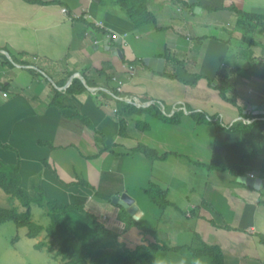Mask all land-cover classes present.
<instances>
[{
    "label": "crops",
    "instance_id": "crops-1",
    "mask_svg": "<svg viewBox=\"0 0 264 264\" xmlns=\"http://www.w3.org/2000/svg\"><path fill=\"white\" fill-rule=\"evenodd\" d=\"M121 7L143 8L145 14H127ZM20 54L29 65L0 70L1 172L11 177L17 167L20 187L29 196L41 187L54 200L82 205L120 236L122 207L112 198H131L138 217L122 208L126 215L145 229L157 227L152 220L157 213L146 207L149 198L139 195L138 205V194L129 190L146 186L139 190L145 196L154 184L167 194L164 172L174 188V178L194 167L187 180L192 199L179 212L188 242L196 234L205 245L218 247L223 264H264V114L252 110L264 104V0H0V55ZM147 58L162 59V73L145 66ZM37 65L44 69L36 70ZM73 71L82 73L66 77ZM220 73L229 76L228 102L213 87ZM83 77L96 86L80 95L62 94L49 105L56 81L65 80L58 88L63 93ZM116 101L153 109L124 117L121 134ZM190 112L214 117L223 127L239 121L251 125L245 133L217 131L211 123H195ZM174 113L181 115L171 121ZM138 146L155 159L135 152ZM249 174L261 180L259 189L241 182ZM65 219L76 238L95 237L82 214L70 210ZM206 225L224 239L208 243ZM137 234L136 246L154 242L136 228L122 235Z\"/></svg>",
    "mask_w": 264,
    "mask_h": 264
},
{
    "label": "trees",
    "instance_id": "trees-1",
    "mask_svg": "<svg viewBox=\"0 0 264 264\" xmlns=\"http://www.w3.org/2000/svg\"><path fill=\"white\" fill-rule=\"evenodd\" d=\"M175 2L184 3L187 0H174ZM122 10L128 13H138L144 15V9L133 11L130 8L121 7ZM241 16L251 20H258L255 16L245 15L238 12ZM137 14V15H138ZM139 23L136 25H141L143 20L138 19ZM135 25V26H136ZM25 54H20L19 57L9 56L7 59L5 56L0 55V70L5 67H13V64L27 66L29 61L24 58ZM36 70H43L44 68L37 65ZM31 74L35 77H39L33 70H29ZM97 75L100 76L101 71H96ZM72 73L66 75L70 77ZM106 81H109L110 77H104ZM84 82L78 79H73L64 92H59L58 88L62 87L65 80L55 83V86H51V97L49 105H54L62 94L68 95H80L86 91L87 87H95L94 83H90L85 77L82 78ZM217 84L213 87L218 90L221 99L228 102L225 93L230 89L226 86L229 82V76L222 73L218 74ZM213 81L212 83H214ZM85 84V85H84ZM1 90L5 91V87H1ZM109 89V88H108ZM0 90V91H1ZM110 95L117 97L119 94L113 88L109 89ZM102 97H108L109 95H104L101 91L97 93ZM153 108H136L131 103H124L116 101L115 113L118 118V125L120 126V133L122 134L125 129V123L123 121L124 117H132L135 114H141L144 112H149ZM182 114V112H181ZM174 115L171 117V121L175 118H179L180 115ZM189 117L197 124L206 123L212 124L217 131H225L227 133H245L250 129V125H243L240 121L233 123L229 127H223L220 123L215 120L214 117H208L201 112H190ZM246 119L245 116H242ZM163 119V118H162ZM85 122V125L91 128L90 123L81 118ZM177 122V121H175ZM253 124V123H252ZM143 127V126H142ZM3 147V146H2ZM6 148V147H5ZM135 152L142 153L148 159H155V153L146 149L143 146H138ZM262 152V150L260 151ZM43 166H47L43 163ZM53 173V171L51 170ZM54 174V173H53ZM264 178V172L261 173ZM88 188L85 183H80ZM0 190L2 192L14 199H16L23 212H18L16 209H5L0 208V225L6 223H12L16 229L25 228L27 230L26 237L28 239H37L43 234V240L37 242L33 248L37 251H45L47 254L51 255L53 259L59 260L61 264H169L160 261V258H156L158 253H173L178 254L181 252H187L190 256L194 258L203 257L206 260V264H223V256L218 247H211L205 245L200 241L199 237L195 234V240H193L190 246H179V247H166L164 244L158 242L155 229H145L138 223L134 222L130 217H128L122 208H119V213L117 215V220L123 224L122 234L127 233L131 228L138 229L141 234L149 235L154 239V242L148 244L147 246H136L133 249L126 247L123 243H118V235L107 230L105 226L100 223L97 218L92 214L87 213L82 205L65 204L60 201L50 198L46 192L41 187H35L33 192L34 196H29L20 187V177L18 175V168L14 169L11 177L6 176L0 171ZM145 195L149 198V201L154 205L158 206L159 209L164 210L166 207L171 206V204L165 200V194L154 184H149L148 188L144 191ZM96 197L101 198L99 194L94 191ZM35 205L42 208L45 211V216L48 219V224L46 226L38 225L32 222L30 207ZM76 211L82 214L86 220L88 226L95 231V237L92 240H81L74 236L72 228L68 225L65 214L68 211ZM18 241V237L15 236L12 243ZM195 242L197 246H195ZM159 259V260H158Z\"/></svg>",
    "mask_w": 264,
    "mask_h": 264
},
{
    "label": "rangeland",
    "instance_id": "rangeland-1",
    "mask_svg": "<svg viewBox=\"0 0 264 264\" xmlns=\"http://www.w3.org/2000/svg\"><path fill=\"white\" fill-rule=\"evenodd\" d=\"M65 68V67H64ZM47 67H45V73L47 75L49 74L47 72ZM5 72V71H4ZM75 73L77 75H80L82 72H72V74ZM1 75V72H0ZM5 75V74H4ZM50 75V74H49ZM50 80L53 81V77L50 75L48 76ZM53 78V79H52ZM56 83H59L56 81ZM196 171V168H190L188 169V172L183 171V175L175 177V186L172 188V180L170 178H167L166 172H164V178H165V184L168 187V197L165 190L160 189L165 194V200L167 201H173V203L178 207V210H174L172 206L166 207L164 210L157 209L150 203V201L146 200V207H150L153 212H156L157 214H153L157 217L152 218L155 223H157V227L153 225V229H155V235L156 238L160 243L164 244L166 247H178V245H192L188 242L189 239H186L187 237V229H183V227L187 226L184 223V219L182 218V215L179 214L181 211L184 212V210L187 208V200L192 199V194L189 189L191 186V183L187 181L189 178L191 179L192 174ZM9 177V176H8ZM193 186H198V184H192ZM138 191L134 192L133 190H129V194L135 195V201L136 204L141 205L143 203V196L144 198L148 199V197L143 193V190L139 191L142 187L146 188V186H140V189L138 186H136ZM148 188V187H147ZM196 190V188H195ZM133 191V192H132ZM171 191V194H170ZM141 195V196H139ZM172 197V199H171ZM169 201V202H170ZM156 206V205H155ZM0 208L5 209H16L18 212H23L24 209L20 206L19 202L4 194L2 190H0ZM158 208V206H157ZM159 209V208H158ZM31 210V219L32 222L46 226L48 224V219L45 216V211L42 208H39L35 205H32L30 207ZM148 218V217H147ZM145 219L144 223L148 219ZM133 219V218H132ZM135 222V221H134ZM149 222V221H148ZM159 222V224H158ZM155 226V227H154ZM203 226V225H202ZM207 226V233L205 234V239L208 243H213V241L218 239H224L223 237L220 238V232L214 231L210 226ZM180 231V234L177 232ZM183 231V232H181ZM210 231L217 232L216 236L214 233H211ZM27 230L25 228L22 229H16L12 223H6L3 225H0V264H61L59 260H55L52 258L51 255L47 254L45 251H37L33 248V246L37 243L43 240V234L38 237L37 239H28L26 237ZM121 233V231H118ZM140 234L137 235H120L118 239V243H126L129 246H136L138 245L141 240L139 239ZM177 235H181V238ZM17 236L18 241L15 243H12L13 238ZM176 236V238H175ZM226 240V239H225ZM191 241L193 239L191 238ZM174 245V246H173ZM177 245V246H176ZM194 245V243H193ZM195 246H197V243L195 242ZM228 250V248L226 249ZM233 251H240L239 247H236L233 249ZM160 258V261L169 263V264H178V260L180 258H184L186 260V264H192V261L195 259L194 257L190 256L187 252H181L178 254H171V253H158L156 255V258ZM203 264H206L208 260L203 257H199ZM159 260V259H158ZM207 260V262H206Z\"/></svg>",
    "mask_w": 264,
    "mask_h": 264
},
{
    "label": "water",
    "instance_id": "water-1",
    "mask_svg": "<svg viewBox=\"0 0 264 264\" xmlns=\"http://www.w3.org/2000/svg\"><path fill=\"white\" fill-rule=\"evenodd\" d=\"M115 53V51L113 52ZM119 54V51L117 52ZM143 63L145 66L148 68L152 69L156 73H162L163 70V60L162 59H156V58H147L143 60ZM74 78V77H73ZM71 78V79H73ZM253 114L254 115H262L264 114V104L260 107H252ZM241 182L245 183L247 186L255 189H259L261 180L260 179H246V178H241ZM112 203H117L120 207H122L126 213L131 216L134 220L137 219V208L133 204V200L126 195H122L120 198H112Z\"/></svg>",
    "mask_w": 264,
    "mask_h": 264
},
{
    "label": "clouds",
    "instance_id": "clouds-1",
    "mask_svg": "<svg viewBox=\"0 0 264 264\" xmlns=\"http://www.w3.org/2000/svg\"><path fill=\"white\" fill-rule=\"evenodd\" d=\"M87 89V88H86ZM178 264H186V260L184 258H180L178 260ZM192 264H203V261L200 258H195L192 261Z\"/></svg>",
    "mask_w": 264,
    "mask_h": 264
},
{
    "label": "built area",
    "instance_id": "built-area-1",
    "mask_svg": "<svg viewBox=\"0 0 264 264\" xmlns=\"http://www.w3.org/2000/svg\"><path fill=\"white\" fill-rule=\"evenodd\" d=\"M61 11H62L63 14H66L67 13L65 9H62ZM248 177L250 179H254L255 176H254V174H249Z\"/></svg>",
    "mask_w": 264,
    "mask_h": 264
}]
</instances>
